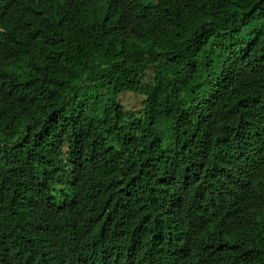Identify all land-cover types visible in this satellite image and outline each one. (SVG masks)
<instances>
[{
	"label": "trees",
	"instance_id": "16d2710c",
	"mask_svg": "<svg viewBox=\"0 0 264 264\" xmlns=\"http://www.w3.org/2000/svg\"><path fill=\"white\" fill-rule=\"evenodd\" d=\"M17 1L0 264H264V0Z\"/></svg>",
	"mask_w": 264,
	"mask_h": 264
},
{
	"label": "clouds",
	"instance_id": "9594fccd",
	"mask_svg": "<svg viewBox=\"0 0 264 264\" xmlns=\"http://www.w3.org/2000/svg\"><path fill=\"white\" fill-rule=\"evenodd\" d=\"M17 4H18L17 0H0V15L7 14ZM172 196H175V197L181 199V201L183 203H184L185 199L187 198L186 196L182 195L179 192H176ZM162 205H164V204H162ZM174 210H176V209H174ZM169 223H170V226H171L172 230L178 229L180 227V225H181V215H178V216L174 217L173 219H171L169 221ZM90 237H97V236H90ZM104 249L111 251V255L110 256L118 257L121 264H132L131 261H130V257L129 256L120 257L117 254H115L114 250L109 245V243Z\"/></svg>",
	"mask_w": 264,
	"mask_h": 264
},
{
	"label": "rangeland",
	"instance_id": "374dc122",
	"mask_svg": "<svg viewBox=\"0 0 264 264\" xmlns=\"http://www.w3.org/2000/svg\"><path fill=\"white\" fill-rule=\"evenodd\" d=\"M123 99L131 106L138 104V102H136L135 98L132 95H125Z\"/></svg>",
	"mask_w": 264,
	"mask_h": 264
}]
</instances>
